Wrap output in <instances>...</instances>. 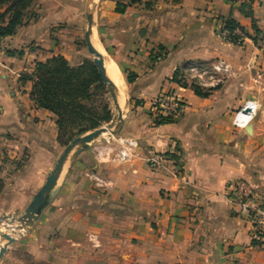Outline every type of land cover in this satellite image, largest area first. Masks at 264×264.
Returning a JSON list of instances; mask_svg holds the SVG:
<instances>
[{"label":"crops","instance_id":"1","mask_svg":"<svg viewBox=\"0 0 264 264\" xmlns=\"http://www.w3.org/2000/svg\"><path fill=\"white\" fill-rule=\"evenodd\" d=\"M86 1L34 0L25 23L0 40V216L24 212L62 153L52 114L35 107L20 77L55 56L70 66L85 59L76 45ZM226 19L241 30L240 44L218 36ZM93 21L94 48L125 84L119 135L138 142V158L98 163L90 145L65 166L50 204L12 249L33 264H264L250 223L225 194L242 180L264 204V0H151L122 14L114 0H96ZM216 60L231 67L223 84L203 96L177 89L185 63ZM173 90L185 113L156 125L150 102ZM249 100L259 104L251 135L233 127ZM151 154L169 158L152 168ZM89 173L108 188H94Z\"/></svg>","mask_w":264,"mask_h":264},{"label":"trees","instance_id":"2","mask_svg":"<svg viewBox=\"0 0 264 264\" xmlns=\"http://www.w3.org/2000/svg\"><path fill=\"white\" fill-rule=\"evenodd\" d=\"M34 0H0V40L13 36L19 27L27 20V11ZM116 13L122 14L129 6L145 1V6L151 0H114ZM242 6V12L248 16ZM224 29L232 35L230 42L240 44L243 37L237 24L226 19ZM239 35H233L234 31ZM133 75H128L126 81L130 83ZM22 83H31L29 98L37 109L45 110L55 117L57 129V143L67 147L74 139L89 131L109 123L112 117L109 103L104 99L105 88L92 61L83 60L77 66H70L62 56H55L43 63H35L31 75L20 77ZM196 94L201 89L193 87ZM100 100V106H95V100ZM156 125L170 123L156 121ZM0 180V191L2 190Z\"/></svg>","mask_w":264,"mask_h":264},{"label":"built area","instance_id":"3","mask_svg":"<svg viewBox=\"0 0 264 264\" xmlns=\"http://www.w3.org/2000/svg\"><path fill=\"white\" fill-rule=\"evenodd\" d=\"M239 35L236 30L233 35ZM218 36L229 41L230 35L225 29L224 24L218 30ZM232 75L231 67L223 60L213 61L206 66L188 62L185 63L177 79V89L186 86L197 87L201 90L214 88L223 84ZM258 104L253 101L245 102L244 106L236 113L233 120V127L244 129L248 124L242 120V113L251 110L250 120L256 117ZM186 110V104L177 90L160 94L150 102V112L155 121L177 120L182 117ZM109 147V151L106 149ZM138 142L133 138L117 136L105 142V146L93 148L94 159L98 163L108 160L119 165L129 164L138 158ZM112 154L109 156V154ZM173 154V153H172ZM165 154H151L147 163L152 168H160L168 160ZM88 180L97 190H106L108 182L103 180L95 173L87 175ZM226 197L229 200L231 211L234 215L245 218L250 223L249 238L252 244L261 251H264V204L260 202L251 186L242 180L229 183L225 189ZM9 235H13L15 241L26 234L25 229L8 228ZM10 235V236H11ZM92 241V238H89Z\"/></svg>","mask_w":264,"mask_h":264},{"label":"water","instance_id":"4","mask_svg":"<svg viewBox=\"0 0 264 264\" xmlns=\"http://www.w3.org/2000/svg\"><path fill=\"white\" fill-rule=\"evenodd\" d=\"M96 9V0H87L86 7H85V22L86 27L84 31V40L87 52L92 56V63L95 66L99 80L101 84L107 90L110 101L114 107V113L112 116L108 127L105 129L103 127L94 129L93 131L84 134L76 139H74L67 147H65L57 159L55 165L53 166L49 176L47 177L45 183L40 188V190L36 193L30 204L24 210V212L20 215V217L15 218L14 216H9L3 214L0 216V226L4 223L6 225L12 226L14 224H18V229H25L28 230L33 223L38 219L42 211L50 204L52 197L54 196L55 192L57 191V185L60 181L62 172L65 166L70 163L72 160L76 158L81 152L87 150L89 146L100 138L101 134L110 130L112 132L109 135L117 136L120 133L122 124H123V117L124 114L118 105V100L116 97V92L118 89L115 85L110 81V79L106 76L105 68H104V60L102 55L94 48L93 42V35L92 29L94 25V11ZM254 121L250 122L245 127V132L248 135L252 134ZM77 148V151L73 154L70 158V153ZM16 222V223H14ZM0 241H4L5 244L0 246V263L3 260V257L8 249L9 246L13 245L15 242V238L10 236L8 233H0Z\"/></svg>","mask_w":264,"mask_h":264},{"label":"rangeland","instance_id":"5","mask_svg":"<svg viewBox=\"0 0 264 264\" xmlns=\"http://www.w3.org/2000/svg\"><path fill=\"white\" fill-rule=\"evenodd\" d=\"M77 48L79 49V51L81 52V54L84 56V60H89V61H92V56L87 52V49H86V46H85V40H84V36H82V38H81V40L80 41H77ZM105 88V87H104ZM105 92H106V94H104V99L106 100V101H108V103H109V108H110V110H111V113H112V116L114 115V113L116 114V112L114 111V107H113V105H112V103H111V101H110V96H109V94H108V92H107V90L105 89ZM249 101H253V102H255V103H257L258 104V102H256L255 100H249ZM95 106H97V107H99L100 106V100L99 99H97V97H96V100H95ZM258 106H259V104H258ZM127 110V109H126ZM125 110V111H126ZM258 110H259V108H258ZM125 111H123L122 113L124 114V112ZM258 112V111H257ZM53 116V119H54V122H55V117H54V115H52ZM112 118V117H111ZM253 121H254V119H253ZM252 121V122H253ZM108 124L109 123H106V124H102L100 127H103V128H107L108 127ZM99 127V128H100ZM93 131V130H92ZM56 132H57V129H56ZM89 132H91V131H89ZM89 132H87V133H89ZM112 132V131H111ZM86 133V134H87ZM109 133L110 132H108V134L106 135V136H104V137H100L99 139H97L96 141H94L91 145V147H96V146H105V142L106 141H110L111 140V138H113L114 136H112V135H109ZM117 136H120L119 134L117 135ZM117 136H115V137H117ZM59 145V144H58ZM59 147H60V150H62L63 151V149L65 148V147H61L60 145H59ZM0 150L3 152V151H6L7 149L5 148V147H3V146H0ZM77 151V148L76 149H74L71 153H70V158L73 156V154L75 153ZM7 215H9V216H14L15 218H18V217H20V215L21 214H7ZM14 223H16V222H14ZM16 227H15V226ZM14 225H12V226H9V225H6V224H2L1 226H0V228H4V229H6V233H8V228L10 227L11 229H15V228H17L18 226V224H14ZM6 227V228H5ZM4 231V230H3ZM4 233V232H3ZM11 235V234H10ZM11 236H13V235H11ZM19 240V239H18ZM3 244H5V242L4 241H0V245H3ZM12 246L13 245H11V246H9L8 247V250H7V252L5 253V255H4V257H3V260H2V262L0 263V264H33L32 262H31V260H30V258L28 257V256H26V255H24V254H21L20 252H18V251H14L13 249H12ZM125 259H126V257H125Z\"/></svg>","mask_w":264,"mask_h":264},{"label":"bare ground","instance_id":"6","mask_svg":"<svg viewBox=\"0 0 264 264\" xmlns=\"http://www.w3.org/2000/svg\"><path fill=\"white\" fill-rule=\"evenodd\" d=\"M97 48V47H96ZM102 53V52H101ZM102 55V54H101ZM107 60V59H106ZM104 60V68H105V73L106 76L112 81V83L115 85V87L118 89V92H116V97L118 100V105L120 109L125 111L127 109V95H126V89H125V84L123 82V79L118 72V70L115 68V66L110 63V62H105ZM109 61V60H108ZM112 103V102H111ZM116 112V111H115ZM117 114V113H116ZM243 117L242 120L247 124L250 122V118L252 115L251 110L248 111V113H242ZM108 132H111L110 130H107L106 133L101 134L100 137H104L108 134ZM15 226V225H14ZM16 227V226H15ZM6 228V227H5ZM10 228V227H9ZM4 230V231H3ZM6 233V229L0 228V233ZM9 234V233H8ZM1 246V245H0Z\"/></svg>","mask_w":264,"mask_h":264}]
</instances>
